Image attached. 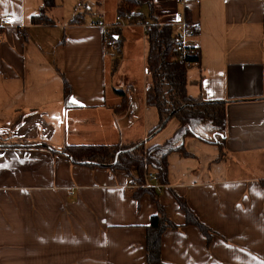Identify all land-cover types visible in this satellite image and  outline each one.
I'll return each instance as SVG.
<instances>
[{
	"label": "crops",
	"instance_id": "1",
	"mask_svg": "<svg viewBox=\"0 0 264 264\" xmlns=\"http://www.w3.org/2000/svg\"><path fill=\"white\" fill-rule=\"evenodd\" d=\"M45 1L0 3V20L14 17L13 26L0 23V131L55 150L140 141L150 147L170 137L176 120L147 135L158 120L145 103L141 26L122 22L120 52L105 49L97 22L118 23L116 0H74L84 14L76 26L68 15H52L65 0L47 7ZM154 5L157 23L178 31L186 13L197 27L191 43L200 63L187 76L201 83L188 85L189 95L227 104L225 159L216 163L215 146L189 139L184 147L192 157L171 153L169 184L160 189L167 215L183 225L169 188L212 231L210 243L193 227L169 230L158 264H264V0ZM40 9L54 25L31 23ZM59 70L71 87L66 101ZM128 86L130 109L116 113V90ZM132 188L120 172L71 165L61 154L0 148V264H146L145 227L156 208L147 196L139 203L129 198Z\"/></svg>",
	"mask_w": 264,
	"mask_h": 264
},
{
	"label": "trees",
	"instance_id": "2",
	"mask_svg": "<svg viewBox=\"0 0 264 264\" xmlns=\"http://www.w3.org/2000/svg\"><path fill=\"white\" fill-rule=\"evenodd\" d=\"M44 7L52 6V0H46ZM143 6L150 8L147 21L140 9ZM154 0H116V16L118 23L114 27H106L105 34L116 42V49L120 52L123 44L119 27L122 22L128 25L142 23L146 26L145 40L148 48L145 57V77L147 82L145 103L153 107L157 113V125L148 132V137L160 133L172 121L179 123L178 128L163 143L147 147L140 141L130 145H65L60 150H55L48 144L35 145L28 140H13L0 131V148L19 149H43L52 154H61L66 157L71 165L84 166L91 170L103 169L111 172H120L133 183L134 188L125 191V194L139 203L141 198L147 196L152 206L156 208L149 224L145 227V251L146 264H158L160 262V247L162 235L169 230H177L185 226L193 227L200 232L209 245L212 231L194 214L187 205L184 197L172 193L178 212L183 217V225L176 224L168 215L161 203L160 189L168 186V162L171 153H177L180 157H192L184 145L189 139H197L203 144L213 145L218 149L216 163L225 159L227 148V119L226 102L219 100L205 101L200 95L192 97L187 91L190 84L201 83V80L190 82L187 72L190 66L200 63V50L193 46L189 52L179 58L177 52L178 31L171 24H159L153 17ZM184 17L189 18L186 13ZM83 13H78L69 19L68 25L83 24ZM31 23L36 25H54L55 22L45 15L44 10L33 15ZM118 28V29H117ZM197 27H195V33ZM59 76L63 80L64 100H68L71 87L60 70ZM131 86L124 90H116L121 97V103L116 106L115 112L119 113L130 109L129 99ZM146 173L154 174L151 186L146 187ZM264 186V182L261 181Z\"/></svg>",
	"mask_w": 264,
	"mask_h": 264
},
{
	"label": "built area",
	"instance_id": "3",
	"mask_svg": "<svg viewBox=\"0 0 264 264\" xmlns=\"http://www.w3.org/2000/svg\"><path fill=\"white\" fill-rule=\"evenodd\" d=\"M201 0H174V4L176 6L180 7H186L189 3L193 2L195 4H198ZM223 2L227 0H222ZM180 23L178 27V33L179 37L177 39V52H180L181 55L179 58L185 56L190 49H193V44L191 43L192 38L196 35L195 33V25L193 23H188L187 19L184 17V13L181 14L180 16ZM14 17L11 15H6L4 18L0 20L1 26H13L14 25ZM143 32L145 33L146 31V26L142 23H138ZM97 25L101 26L104 29V34H105V29L106 27L103 25L102 22H97ZM104 48H109V49H115L116 48V42L112 39L109 38L105 35V40H104ZM145 179H147V186L150 185V182H152L154 178V174L152 173H146L145 174Z\"/></svg>",
	"mask_w": 264,
	"mask_h": 264
},
{
	"label": "rangeland",
	"instance_id": "4",
	"mask_svg": "<svg viewBox=\"0 0 264 264\" xmlns=\"http://www.w3.org/2000/svg\"><path fill=\"white\" fill-rule=\"evenodd\" d=\"M73 3H74V0H65L63 7L54 8L53 12H52V15L54 16V18L60 20L61 16L68 15L67 19H70L73 16H76V14L80 13L82 11V7L79 4L78 5H73ZM148 8H149L148 6L141 7L140 11L142 10V14L143 15H144L143 11L148 10ZM148 17L149 16H148V13H147L145 18L148 19ZM113 54L116 55V53H113ZM8 131L10 132V130H8Z\"/></svg>",
	"mask_w": 264,
	"mask_h": 264
},
{
	"label": "snow or ice",
	"instance_id": "5",
	"mask_svg": "<svg viewBox=\"0 0 264 264\" xmlns=\"http://www.w3.org/2000/svg\"><path fill=\"white\" fill-rule=\"evenodd\" d=\"M2 2H4V0H0V3H2ZM72 102H73V103H75V101H74V100H73Z\"/></svg>",
	"mask_w": 264,
	"mask_h": 264
}]
</instances>
